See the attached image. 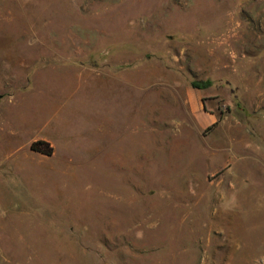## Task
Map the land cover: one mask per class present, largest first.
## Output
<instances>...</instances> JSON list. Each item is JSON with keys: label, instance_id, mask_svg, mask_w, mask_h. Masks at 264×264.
Returning a JSON list of instances; mask_svg holds the SVG:
<instances>
[{"label": "rangeland", "instance_id": "rangeland-1", "mask_svg": "<svg viewBox=\"0 0 264 264\" xmlns=\"http://www.w3.org/2000/svg\"><path fill=\"white\" fill-rule=\"evenodd\" d=\"M0 264H264V0H0Z\"/></svg>", "mask_w": 264, "mask_h": 264}, {"label": "trees", "instance_id": "trees-1", "mask_svg": "<svg viewBox=\"0 0 264 264\" xmlns=\"http://www.w3.org/2000/svg\"><path fill=\"white\" fill-rule=\"evenodd\" d=\"M194 85H196V82H193ZM30 148L34 151L50 155L53 151V147L50 145L48 141L38 139L30 144Z\"/></svg>", "mask_w": 264, "mask_h": 264}, {"label": "crops", "instance_id": "crops-1", "mask_svg": "<svg viewBox=\"0 0 264 264\" xmlns=\"http://www.w3.org/2000/svg\"><path fill=\"white\" fill-rule=\"evenodd\" d=\"M206 97H208V96H206ZM207 102H208L207 100H203V99L200 100V106L199 107L203 110V113L204 114L205 113H208L206 111L207 110V107L209 106ZM208 114L210 116V118H209L210 122L213 123V113L212 112L211 113L209 112Z\"/></svg>", "mask_w": 264, "mask_h": 264}]
</instances>
